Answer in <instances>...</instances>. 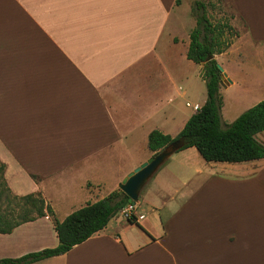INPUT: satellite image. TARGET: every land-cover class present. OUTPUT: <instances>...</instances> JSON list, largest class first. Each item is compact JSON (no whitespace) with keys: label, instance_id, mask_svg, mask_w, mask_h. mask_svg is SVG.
Segmentation results:
<instances>
[{"label":"crops","instance_id":"1","mask_svg":"<svg viewBox=\"0 0 264 264\" xmlns=\"http://www.w3.org/2000/svg\"><path fill=\"white\" fill-rule=\"evenodd\" d=\"M230 2V24L244 34L214 54L227 87L226 62L243 57L238 42L264 54V0ZM194 26L187 0H0V162L10 191L40 194L62 220L116 190L153 155L151 130L175 136L202 105L186 100L205 90L202 65L186 57ZM212 162L194 146L177 150L142 188V218L119 211L67 252L30 264H264V158ZM220 172L233 177L244 224L235 231L225 232V197L214 199L223 217L206 214L205 182L225 186ZM57 243L45 214L0 233V258Z\"/></svg>","mask_w":264,"mask_h":264},{"label":"trees","instance_id":"2","mask_svg":"<svg viewBox=\"0 0 264 264\" xmlns=\"http://www.w3.org/2000/svg\"><path fill=\"white\" fill-rule=\"evenodd\" d=\"M178 2V1H177ZM195 26L189 34L186 57L202 65L206 99L175 135L158 129L149 132L147 146L157 153L171 142L182 138L183 149L194 146L207 162H244L264 158V144L256 135L264 131V98L242 111L232 122L223 123L222 96L219 92L222 69L214 54L224 52L238 33L228 19L212 21L208 3L195 0L191 6ZM211 55L210 59H206ZM4 163L0 162V233H8L26 221L48 214L58 237L54 247L29 252L19 257L0 258V264H30L63 254L104 228L109 220L127 204V195L119 188L105 197L85 205L58 220L40 194L18 196L8 188L4 177ZM7 199L6 205L3 201ZM134 221V218H128Z\"/></svg>","mask_w":264,"mask_h":264},{"label":"rangeland","instance_id":"3","mask_svg":"<svg viewBox=\"0 0 264 264\" xmlns=\"http://www.w3.org/2000/svg\"><path fill=\"white\" fill-rule=\"evenodd\" d=\"M187 1L192 6L195 0H187ZM199 1L208 3V14L210 15L212 21L228 19L230 22L235 16V10L233 9L230 0H199ZM239 29L240 31L237 28H234V30L238 33V35L236 37H233L232 42L236 40L239 37V35L244 34L243 26ZM244 43L245 40H241L240 42H238V44H240L238 48H241L240 52L243 55L242 59L239 60L229 59V61L226 62L229 75L231 76V79L235 80L234 84L227 87L226 84L230 79L225 77L223 79V85H220L219 88V92L222 96L221 115H222L223 123L232 122L242 111L246 110L247 108L251 107L252 105H254L255 103H257L258 101L264 98V54L262 55L263 59H258V57L261 55L259 53H256L257 51L255 49L245 45ZM262 51L264 53V50ZM200 71L198 72V74H200ZM197 81L200 82V80L198 79L196 80V82ZM202 93L197 92V90L192 94L189 93L186 97V100L189 101L191 105H193L194 103H198L199 105H201L204 103L206 99V90H204V88ZM183 108L188 114L192 110V106L190 108L183 106ZM262 140H264V135H262ZM221 163L226 165L233 164L227 162H212V165H214L212 166V169L216 170L219 169L220 167H224V166H220ZM204 167H209V166L206 164V166ZM203 176L204 175L197 177V183H199L200 180L202 181L207 180L206 179L207 177L204 178ZM219 176L220 179L224 180L225 186L219 183V181L215 183L211 182V180L209 182L206 181L207 183L205 182L206 186L204 185L205 186L204 193L208 195L210 206L213 205V209H214V214H213L212 208L209 206V210L207 211L206 214L208 216L223 217L222 213L221 214L218 213V206L214 205V199L217 201L219 200L223 201L222 198L225 197L226 209H227L225 215V232H228L230 230L235 231V229L236 230L238 229L239 225L243 226L244 224H239L240 223L239 218L238 219L234 218L238 216L235 215V204H234L235 194H234V189L232 187L233 177L229 178L230 175L221 172ZM192 187L194 188V184H190V188ZM195 195H197V193ZM7 202L8 200L5 199L3 201V205H6ZM199 203L201 208L202 199L199 201ZM259 211H261V209H259ZM160 214L163 219V222H165V220L167 219V209L166 208L161 209ZM262 215L264 216V213H262ZM182 220L184 223V218ZM244 231L245 230L243 228L241 232Z\"/></svg>","mask_w":264,"mask_h":264},{"label":"water","instance_id":"4","mask_svg":"<svg viewBox=\"0 0 264 264\" xmlns=\"http://www.w3.org/2000/svg\"><path fill=\"white\" fill-rule=\"evenodd\" d=\"M211 55H208L206 59H210ZM221 68V67H220ZM222 69V68H221ZM204 69L202 68L199 76L202 77ZM226 77L222 72L221 84ZM229 80V79H228ZM230 81V80H229ZM184 144L182 138L177 139L157 153L151 155L147 160L140 163L134 169L129 171L119 182L118 188L127 195L128 203L134 205L138 201L139 194L149 179L155 174L159 167L177 150H179Z\"/></svg>","mask_w":264,"mask_h":264},{"label":"built area","instance_id":"5","mask_svg":"<svg viewBox=\"0 0 264 264\" xmlns=\"http://www.w3.org/2000/svg\"><path fill=\"white\" fill-rule=\"evenodd\" d=\"M193 108L197 111L200 107L198 105H194ZM121 211L127 218H134L135 220L142 218V215H138L136 213L135 204L132 205L128 203Z\"/></svg>","mask_w":264,"mask_h":264}]
</instances>
